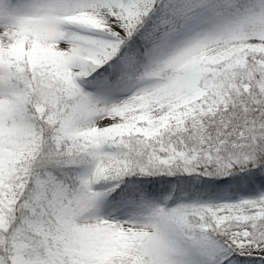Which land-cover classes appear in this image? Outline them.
Returning a JSON list of instances; mask_svg holds the SVG:
<instances>
[{"label": "snow or ice", "instance_id": "1", "mask_svg": "<svg viewBox=\"0 0 264 264\" xmlns=\"http://www.w3.org/2000/svg\"><path fill=\"white\" fill-rule=\"evenodd\" d=\"M0 264H264V0H0Z\"/></svg>", "mask_w": 264, "mask_h": 264}]
</instances>
